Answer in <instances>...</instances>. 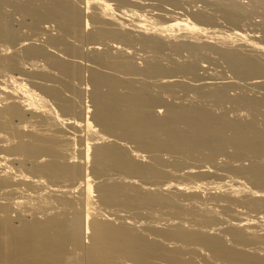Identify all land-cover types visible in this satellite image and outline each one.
I'll return each instance as SVG.
<instances>
[{"label":"bare ground","instance_id":"6f19581e","mask_svg":"<svg viewBox=\"0 0 264 264\" xmlns=\"http://www.w3.org/2000/svg\"><path fill=\"white\" fill-rule=\"evenodd\" d=\"M124 1L0 0V264H264V40L231 24L264 33V0H212L228 29ZM207 53L230 75L195 66ZM229 148L249 166L210 172ZM186 159L220 181L171 182L197 176Z\"/></svg>","mask_w":264,"mask_h":264},{"label":"rangeland","instance_id":"374dc122","mask_svg":"<svg viewBox=\"0 0 264 264\" xmlns=\"http://www.w3.org/2000/svg\"><path fill=\"white\" fill-rule=\"evenodd\" d=\"M112 3H114V5L117 7V5L120 3V7L121 6H123V7H121L122 9L125 7V4H126V2L124 1V2H122V0L121 1H115V0H110ZM115 1V2H114ZM126 1H128V0H126ZM131 1V0H130ZM143 2L144 1H146L148 4H151V6L155 9V11H157L156 9L158 8V6L157 5H165V6H174L175 4H177V8H179L178 10L181 12V10H182V12H183V14H185L184 12H188L187 13V15L186 16H188V14L190 15V13L192 14V12H193V14L195 13V12H200V13H204V14H208V15H210V16H212L213 18H214V21H213V24H214V27L215 28H218L219 26H221V27H223V28H225V29H228L229 27H232L231 25H229L226 21H224L222 18H221V15H220V12H219V10L217 9V8H215L216 6L214 5V4H212V0H211V2L209 1V3H207L208 2V0H167V1H165V2H161V4H160V1L158 2L157 0L155 1V0H142ZM149 1V2H148ZM205 1H207V2H205ZM237 2H239L240 4H242V5H245L246 6V4L247 3H249V1H247V0H236ZM132 2V1H131ZM131 2L129 3V2H127V4L129 5V6H127V4H126V6L128 7V9H129V7H132L133 5H130L131 4ZM168 2V3H167ZM116 3H117V5H116ZM158 3V4H157ZM122 4V5H121ZM155 4V5H154ZM171 4H173V5H171ZM212 4V5H211ZM213 5H214V7H213ZM248 5V4H247ZM164 6V7H165ZM182 6H184V7H182ZM119 7V6H118ZM160 8L162 7V6H159ZM175 7V6H174ZM181 7V8H180ZM188 7V8H187ZM132 8H134V6L132 7ZM163 8V7H162ZM186 10H185V9ZM125 9H126V7H125ZM134 9H137V7L136 8H134ZM159 9V8H158ZM188 10V11H187ZM218 12H217V11ZM259 10L260 11H264V4H260L259 5ZM192 11V12H191ZM181 12V13H182ZM191 16V15H190ZM189 16V17H190ZM219 19V20H218ZM24 21H25V23H27V18L26 19H24ZM221 21H223V22H221ZM261 21V22H260ZM17 22H19L18 20H17ZM19 24V25H18ZM17 25H15V28L20 32V30H23V31H21L20 32V34H22L23 36H25V35H28V33H29V31L27 30L28 28H26V24L25 25H23V23L21 22V23H18ZM223 24H225L224 26H223ZM232 25H236L237 27H240V28H248V29H251L252 28V24H253V26L260 32V35H262L263 36V40H264V33H262V31H261V29L259 28V25H261L262 24V17H260L258 14H255V15H253V16H251V18H249V19H243V20H241L239 23H237V24H235V23H231ZM54 25V24H53ZM249 25V26H248ZM227 26V27H226ZM251 26V27H250ZM19 27V28H18ZM55 27V26H54ZM247 29V30H248ZM54 33H55V30L53 31ZM52 32V33H53ZM69 37V38H68ZM40 39H41V41H42V39L44 40V35H43V37H39ZM66 39L68 40V39H71V37L70 36H67L66 37ZM41 41H39L40 43H42ZM70 42V41H69ZM58 49H60L59 47H58ZM166 60H167V58L169 59V57H168V54H169V52L168 51H166ZM174 57H173V59H175V60H177V63H184V62H186L187 61V59H188V53H186V52H184V53H182V54H179V55H173ZM170 60V59H169ZM201 60L202 61H200V60H198L195 64V66H197L198 64H203V65H206L207 67H209V69H210V72L209 73H211V72H215V73H218V74H223L224 76L225 75H230V73L228 72V70H227V68H226V65L221 61V60H219L218 59V57L216 56V55H214V54H212V53H207L203 58H201ZM173 61V60H172ZM179 61V62H178ZM139 61H137V63H138ZM164 63L166 62V61H163ZM166 63H168V62H166ZM140 64V63H139ZM209 71V70H208ZM119 73V74H118ZM115 74H117L119 77H123L124 75H122V73H120V72H115ZM199 74H201V70L199 71ZM116 75V76H117ZM129 76V75H128ZM127 76V77H128ZM186 76H189V77H193V75L192 74H190V73H186ZM125 77H126V75H125ZM126 77V78H127ZM140 79H145V77H140ZM146 80H149V79H147L146 78ZM149 81H151V79L149 80ZM86 91V90H85ZM88 91V92H87ZM87 91H86V93H89V89H87ZM182 90H180L178 87H176V89L174 90V92L173 93H171V94H167V93H160V95H159V99H161V98H163V99H161V100H163V103L162 102H160V104L162 105V107L161 106H159L160 107V110L162 111V110H164V106L163 105H165L166 103H170L171 102V104H181V103H186L187 101L186 100H182V99H184V97H185V94H184V92H181ZM86 93H82V100L85 102L86 101V99H87V101H86V104H89V105H91L90 103H91V101L89 100V94H87L86 95ZM63 94L65 95V98H70L71 97V94L70 93H67V91H63ZM84 94V95H83ZM182 94H184V97H181V95ZM229 94H232V91H229ZM63 95V96H64ZM86 95V96H85ZM176 96V97H173V96ZM250 95V94H249ZM70 96V97H69ZM181 97L180 99L178 98V97ZM183 96V95H182ZM84 97H85V99H84ZM87 97V98H86ZM176 98V99H175ZM76 99V98H75ZM185 99H186V97H185ZM77 100V99H76ZM76 100H75V102H76ZM174 100V101H173ZM182 100V101H181ZM89 102V103H88ZM53 105H54V108L55 109H57L59 112H61L60 110H59V108H57L56 107V105L53 103ZM159 107H156V108H159ZM155 108V109H156ZM162 108V109H161ZM90 109H91V107H90ZM162 113V112H161ZM160 113V114H161ZM63 114H64V112H63ZM231 115V117H233V115L232 114H230ZM89 116H90V114H89ZM129 144V143H128ZM127 144V145H128ZM129 147L130 148H134L135 147V145L133 144V143H131L130 145H129ZM230 153H231V149L229 148L228 150H227V152H226V155L224 156V155H222V154H220V155H217V157L215 158V159H217L216 160V162L218 163V165H215L214 163H216V162H212L216 167H212V168H210L211 166H209V164L208 163H210V162H208V163H205V162H203V161H195L194 162V159H186L184 162L185 163H187V164H189V165H187V166H193L194 168V171H196V172H193L194 174L196 173L197 174V176L196 175H194L193 177H190L189 176V178H186L187 176H181V177H170V181L171 182H173V183H175L176 181H178V182H176V183H179V182H181L182 184H184L185 182L187 183H185L186 184V186H188V184L189 185H191V184H196L197 182V184H199V183H204V184H199V185H203V186H201V187H205V186H207V184L208 183H210V182H212V181H210L211 179L214 181L215 180V182H219L220 180L219 179H217L215 176H211L212 174L211 173H209L208 175L209 176H205V175H202L201 176V174H200V169L199 168H197L196 166H198L197 164H199V165H201V164H205V165H207V166H209L208 167V169L209 170H211L210 172H212V171H216L215 170V168H217V166L218 167H220L219 165H221L222 163H221V160H222V162H225V164H226V166L228 167H231V168H237V167H247V165H248V163L250 164V162H249V160L247 159V160H245L246 159V157H243V158H232V156L230 155ZM146 154V153H145ZM148 154V153H147ZM146 154V155H147ZM149 155V154H148ZM148 155H147V157H146V161H144V162H148V161H150V159H149V157H148ZM162 157H163V160H165L166 162H167V168H166V170H170V169H172V167H171V165H169L168 163H170V161L172 160V158H173V156L171 157V155H169V154H166V153H162ZM166 157H168V158H166ZM231 157V158H230ZM167 159V160H166ZM168 160H170L169 162H168ZM191 160V161H190ZM218 160H219V162L221 163H219L218 162ZM183 162V164H185ZM189 162H191V163H189ZM194 163V165H196V166H194L193 165V163ZM198 162V163H197ZM230 162V163H229ZM195 163H197V164H195ZM216 163V164H217ZM213 164H211L210 163V165H213ZM230 164V165H229ZM233 166H232V165ZM241 164H244L243 166L241 165ZM247 164V165H246ZM234 165H236V167L234 166ZM183 166H185V165H183ZM222 167L224 166L223 164L221 165ZM249 166V165H248ZM186 167V166H185ZM185 167H182V168H185ZM222 167H220V168H222ZM227 167H223L224 168V170H222L223 172L224 171H226L225 173H230V172H232L231 170V168H227ZM177 169H181V166H179ZM228 169H230V170H227ZM217 170L218 171H221V170H219L218 168H217ZM199 171V172H198ZM198 173L200 174V175H198ZM202 177V178H201ZM204 177H206V178H204ZM177 178H179V179H177ZM183 178V179H182ZM193 178V179H192ZM201 180H200V179ZM208 178H209V180H208ZM214 178V179H213ZM190 179V180H189ZM140 180V181H139ZM139 180H137V182H138V184H142L143 183V181H145V180H143V179H139ZM181 180V181H180ZM184 180V181H183ZM194 180H197V182L195 183L194 182ZM203 180V181H202ZM209 181V182H207V181ZM247 184V183H246ZM205 185V186H204ZM211 185V184H210ZM249 185V184H248ZM174 199H175V203H184V202H186L185 201V199H187V198H189V197H195V196H198V194H196L195 192L194 193H191V191H189L188 189L185 191V192H183V193H175L174 194ZM199 197L200 198H202V199H204V198H206V194L205 193H201L200 195H199ZM120 204V206H124V205H122L121 203H119ZM136 206H145V205H136ZM132 207V206H131ZM141 210H144V209H141ZM141 210H139V211H141ZM136 212V213H134L133 215H134V219H138V218H135L136 216H139V218L140 217H146L147 216V213L145 212L146 210H144L143 212H145V213H142V212ZM130 213H133V211H129ZM14 213V212H13ZM13 213H11V214H13ZM129 213V215H131ZM137 213H139V214H137ZM15 215H13L12 217H14V216H16V213H14ZM136 214V215H135ZM144 214V215H143ZM143 215V216H142ZM133 217V216H132ZM88 235L89 234H86L85 236H87L86 237V239L88 240V241H86V239H85V241L86 242H89V237H88ZM86 242H85V244H86Z\"/></svg>","mask_w":264,"mask_h":264}]
</instances>
